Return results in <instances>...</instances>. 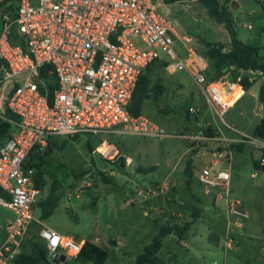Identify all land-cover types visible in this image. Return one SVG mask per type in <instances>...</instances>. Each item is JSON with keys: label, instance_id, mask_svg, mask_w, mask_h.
<instances>
[{"label": "rangeland", "instance_id": "374dc122", "mask_svg": "<svg viewBox=\"0 0 264 264\" xmlns=\"http://www.w3.org/2000/svg\"><path fill=\"white\" fill-rule=\"evenodd\" d=\"M218 1L233 15L235 37L260 47L259 54L264 56V0ZM16 4L17 0L0 1V33L3 14ZM158 10L172 21L179 36L192 39L190 45L199 54L207 41H231L227 28L211 18L199 0L162 2ZM174 47L181 55L185 53L178 40ZM157 50L160 59L167 58L161 48ZM145 73L149 77L148 96L140 114L170 136L104 135L118 148L120 156L131 158L129 165L120 164L121 168L94 151L103 137H54L55 144L39 167L42 187L37 201L44 199L53 185L60 199L44 219L35 203L33 221L22 242L36 237L42 224L70 234L80 243L85 238L105 248L108 255L103 264H134L160 226L173 221L180 225L190 222L184 238L171 233L161 239L155 264H264V168L259 161L264 149L246 143L241 148L231 147L229 159L219 158L222 168H230L229 197L238 199L249 213L241 225L233 223L234 217L228 223L224 205H213L205 199L198 181L199 171L216 159L220 152L217 149L224 143L198 136L233 138L239 136L235 128L252 135L264 114L259 99L241 96L221 119L211 110L204 91L188 70L169 72L157 60ZM7 89L8 84L0 85V96H5ZM189 106L195 111L187 110ZM5 109L2 102L0 111ZM207 130L212 134H206ZM188 164L190 182L185 172ZM139 166L156 168L140 172ZM194 208L200 210L195 220ZM14 216L12 209L0 204V243L6 237L7 221ZM226 233L233 239L228 249L224 246ZM58 264L94 263L67 256Z\"/></svg>", "mask_w": 264, "mask_h": 264}, {"label": "built area", "instance_id": "2783aa9c", "mask_svg": "<svg viewBox=\"0 0 264 264\" xmlns=\"http://www.w3.org/2000/svg\"><path fill=\"white\" fill-rule=\"evenodd\" d=\"M161 5V0H17L3 14L0 85L8 84L4 104L17 120L0 112V118L12 124L9 135L0 140V188L8 195L0 197V204L15 215L5 225L0 264H18L19 253L31 252L33 243L45 247L48 264H58L67 256L75 258L83 244L42 224L36 237L22 242L41 192L33 180L35 169L27 165L33 149L44 151L51 137L91 134L103 137L94 151L113 161L120 151L104 135L170 136L128 109L140 74L159 58L157 49L165 52L169 72L188 70L221 119L234 103L228 98L227 75L209 78L208 61L191 47L192 39L179 36L158 10ZM175 40L185 48L183 55ZM187 110L195 111L192 106ZM198 137L225 143L216 159L199 171L198 181L212 203L224 205L228 223L234 217L233 223L241 225L249 213L229 197L230 168H222L219 158L229 159L232 144L264 149V139L244 134ZM259 161L263 166L264 155ZM130 162L125 157L124 164ZM226 234L228 249L233 239Z\"/></svg>", "mask_w": 264, "mask_h": 264}, {"label": "trees", "instance_id": "16d2710c", "mask_svg": "<svg viewBox=\"0 0 264 264\" xmlns=\"http://www.w3.org/2000/svg\"><path fill=\"white\" fill-rule=\"evenodd\" d=\"M164 4H172L180 0H161ZM203 6L206 8L207 14L224 25L230 36V43H212L205 42V47L202 52V56L206 58L210 67L207 71L210 79H217L223 75L228 76V80L233 83H238L241 85L245 91L249 90L252 84L256 81L253 77V73L258 75L260 79V93L259 101L262 105L264 111V56L259 54L258 46L249 45L235 37V32L233 28V15L231 12L218 0H199ZM160 60L162 65H166L167 61L165 59L157 58L153 60L144 71L140 74L137 81L136 87L132 94L130 104L128 106L129 111L133 115H140L142 104L144 99L148 96V86H149V77L146 75L145 70H148L149 67ZM245 72H250L247 74ZM4 117L16 121L17 117L10 112L7 108L3 113ZM0 118V140L5 139L12 128V124L7 120ZM206 134H212L210 130L206 131ZM252 136L264 139V116L258 121L253 130ZM55 144L54 137L48 139V145L42 152H38L37 149H33L30 153L31 160L27 161V165L32 166L35 169L33 180L41 191L42 187V175L39 167L45 162V155H47ZM241 144H232L231 147L241 148ZM90 150L91 146L88 145ZM107 160V159H106ZM125 158L119 156L116 159V162L112 161L111 163L117 164L118 168H121L120 164L124 166ZM111 161V160H108ZM190 164V163H189ZM188 164L185 168L186 175H188L187 182H190L191 178V166ZM256 166L259 168V165L256 163ZM264 168V165L261 166ZM260 167V168H261ZM156 166L149 167H138L140 172H149L154 170ZM0 197L7 198L8 195L0 188ZM60 199V195L57 192V187L53 185L48 192V195L44 199L37 201V206L41 209V218L49 217L57 203ZM196 217L199 216L200 210L194 208ZM190 222H185L183 225L178 224L173 221L167 223L158 228V232L154 235L151 242L144 246L143 251L135 257L134 264H155V255L161 247V239L167 235L174 233L179 238H184L186 232L189 228ZM108 252L105 248L97 245L89 239H85L82 244L80 253L76 256L82 259H87L92 261L94 264H103L106 260ZM46 249L43 245L38 243H33L31 252H21L17 256L18 264H48L46 262Z\"/></svg>", "mask_w": 264, "mask_h": 264}, {"label": "crops", "instance_id": "0c3cea01", "mask_svg": "<svg viewBox=\"0 0 264 264\" xmlns=\"http://www.w3.org/2000/svg\"><path fill=\"white\" fill-rule=\"evenodd\" d=\"M245 73H247V74H251L250 72H245ZM251 75H253V77H255L256 81L252 84V86L250 87V89H249V90H246V91H245V89H244L241 85H239L238 83L230 82V81L228 80V76H226L225 80L228 82V87L230 88V89H229V96L234 94V91H235L234 87H235V86L241 88V90H242V92H241L239 95H237L236 98H234V99H235V100H233L234 102H236L237 100H239V98H240L241 96L249 95L250 97H253V98H256V97L258 98V97H259V93H260V82H261V81L259 80L257 74L253 73V74H251ZM256 83H258V84L255 86ZM233 89H234V90H233ZM5 95H6V93H5ZM4 98H5L4 94H3L2 96H0V104H2V102L4 103ZM2 100H3V101H2ZM260 104H261V103H260ZM0 112H2V111H0ZM263 116H264V114H262L261 118H262ZM261 118H260V119H261ZM235 130L237 131V133H238L239 135H241V134H244L245 136L248 135V134H246L245 131L242 130L241 128H235ZM249 136H252V135H249ZM240 144H241V145H239L240 147H242L243 145H245L244 143H240ZM205 199H207L209 202L212 203L210 197H208V196L205 195ZM212 204L215 205L214 203H212ZM68 235H70V234H68ZM81 239L84 241L85 238H84V239L81 238ZM1 243H2V242H1ZM1 243H0V245H1Z\"/></svg>", "mask_w": 264, "mask_h": 264}, {"label": "bare ground", "instance_id": "6f19581e", "mask_svg": "<svg viewBox=\"0 0 264 264\" xmlns=\"http://www.w3.org/2000/svg\"><path fill=\"white\" fill-rule=\"evenodd\" d=\"M234 89H235L234 94H233V95H230V96L228 97L230 102H232L233 100H235L234 98H236V96L239 95V94L242 92L241 88H239V87H237V86H235ZM234 89H233V90H234ZM233 102H234V101H233Z\"/></svg>", "mask_w": 264, "mask_h": 264}, {"label": "water", "instance_id": "95a60500", "mask_svg": "<svg viewBox=\"0 0 264 264\" xmlns=\"http://www.w3.org/2000/svg\"><path fill=\"white\" fill-rule=\"evenodd\" d=\"M64 259H65L64 255H63V256H61V260H64Z\"/></svg>", "mask_w": 264, "mask_h": 264}]
</instances>
